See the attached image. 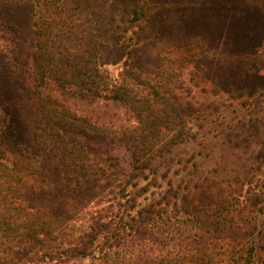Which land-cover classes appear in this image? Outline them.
Returning a JSON list of instances; mask_svg holds the SVG:
<instances>
[{"label": "trees", "instance_id": "obj_1", "mask_svg": "<svg viewBox=\"0 0 264 264\" xmlns=\"http://www.w3.org/2000/svg\"><path fill=\"white\" fill-rule=\"evenodd\" d=\"M220 94L264 102V0H0V264H258L260 166L218 180L201 152L177 151ZM74 98L111 99L136 123L100 124ZM260 113L226 133L254 163ZM173 164L189 179L169 178Z\"/></svg>", "mask_w": 264, "mask_h": 264}, {"label": "rangeland", "instance_id": "obj_2", "mask_svg": "<svg viewBox=\"0 0 264 264\" xmlns=\"http://www.w3.org/2000/svg\"><path fill=\"white\" fill-rule=\"evenodd\" d=\"M103 69L110 73L113 81L119 79L120 64L106 65ZM200 97L202 99L207 98L205 95H200ZM208 98L210 101L215 102L220 109L214 112L208 120H199L194 123L195 130L199 134L198 141L195 144L178 148V153H181L180 158L187 156L189 158L193 153L201 152L196 161L202 166L203 174L218 180H232L240 172L250 169L252 164L259 165L258 175L261 180H264V156L260 159L263 161L262 163L260 161L254 163L252 152L232 149L226 143L228 127L232 124L235 125L243 115L251 114L256 110L261 111L260 114L264 115V102L258 107L251 105L250 107L241 108L236 101L230 99L226 94L213 95ZM68 104L72 110L114 129L125 128L136 123L131 112L108 98H74L70 99ZM7 124V115L0 108V131L4 130ZM259 148L257 147V150ZM176 160H179L178 157ZM166 168H162L161 174L167 171ZM190 170H192L191 167L185 170L184 164H173L169 178L174 179L177 183L182 179L188 180ZM161 182L166 186L165 181L161 180ZM141 183L144 184L145 181H141ZM106 205L107 203L104 204V206ZM257 259L259 260L258 264H262L264 254Z\"/></svg>", "mask_w": 264, "mask_h": 264}]
</instances>
